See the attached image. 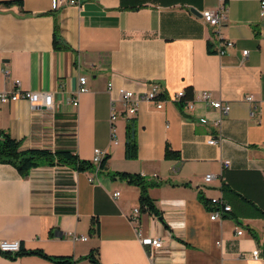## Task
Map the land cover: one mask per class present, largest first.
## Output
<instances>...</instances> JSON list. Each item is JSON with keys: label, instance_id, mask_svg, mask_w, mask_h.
I'll return each instance as SVG.
<instances>
[{"label": "crops", "instance_id": "0c3cea01", "mask_svg": "<svg viewBox=\"0 0 264 264\" xmlns=\"http://www.w3.org/2000/svg\"><path fill=\"white\" fill-rule=\"evenodd\" d=\"M78 1L55 10L51 0L0 2V91L15 89L18 80L17 88L53 97L51 108L25 100L0 103V129L22 149L68 151L91 163L95 148L105 150V167L42 164L21 175L0 163V240L69 258L64 264H92L86 257L92 248L100 264H264L261 0ZM219 4L225 11L218 34L200 12ZM55 25L60 47L53 42ZM220 39L233 42L223 55L216 53ZM80 76L87 91L73 106ZM152 85L166 99L163 106L141 102L128 116L116 99L117 143L111 142L110 97L118 98L121 87L140 92ZM179 90L190 98L208 90L230 108L221 114L197 102L188 110L172 100ZM129 118L135 119L134 158L124 152ZM210 135L220 141L209 144ZM167 150L178 155L166 156ZM115 171L143 176L157 215L142 208L138 185L107 174ZM208 173L214 178L205 182ZM213 197L231 206L215 220L209 218ZM136 207L134 225L128 215ZM92 217L97 232L90 230ZM134 226L159 237L162 246L142 245ZM70 232L86 239L73 240ZM0 264L56 263L0 252Z\"/></svg>", "mask_w": 264, "mask_h": 264}, {"label": "built area", "instance_id": "2783aa9c", "mask_svg": "<svg viewBox=\"0 0 264 264\" xmlns=\"http://www.w3.org/2000/svg\"><path fill=\"white\" fill-rule=\"evenodd\" d=\"M77 5L79 4L78 0H51V8L52 9H58L62 5ZM224 6L222 4H219L217 7L212 9H204L200 12V15L204 22L206 24H209L210 26L214 27L217 30V33L219 34V27L221 24L222 19L224 18ZM260 13L261 15H264V0L260 1ZM217 34V35H218ZM233 45V42L231 40L227 39H220L217 44V50L216 53L218 55H223L226 52V48L231 47ZM248 53L247 50H243L242 54L246 56ZM2 71L4 75L9 74V69L7 67L2 68ZM79 86L78 89L75 92V95L71 99V103L73 106H77L78 104V96L81 93H84L87 91L86 87V78L84 76L79 77ZM19 84L18 80L14 81L15 89L13 90H3L0 91V103H6V102H14L17 100H25L29 103L30 106H42L45 108H51L53 106V97L51 92H45V91H33V90H22L20 88H17V85ZM111 88V83H108V89ZM118 98L110 97V140L113 143H117V140L115 138V132L113 127V122L117 118V112L115 107L116 99H118L121 102L122 110L125 115L132 116L136 113L139 103L141 102H151L154 104V106L158 109H160L163 106L164 101L166 100L164 97L162 98V94L160 93L157 85H152L151 88L140 91V92H133L132 90L126 89V88H119L117 90ZM185 91L179 90L177 91L173 97L172 100L175 102H180L181 99L184 97ZM253 96L251 94L246 96L247 101H252ZM197 102H202L205 104L210 105L212 108H215L219 110L221 114H226L230 108L228 102H222L218 99H213L211 96V93L208 90H201L195 97L185 99L183 101V105L188 109L192 110L194 108V105ZM200 121L202 123H206L207 119L202 117L200 118ZM220 120L215 121V124H218ZM220 141V138L218 136H212L210 135L207 139V142L209 144H216ZM106 151L95 148L93 150V156H92V164L95 167V170L97 171L99 169V163L102 159V157L105 155ZM222 166L224 168L229 167V161L223 160ZM214 178V175L211 173L205 174L203 176V179L205 182H209ZM89 181H92V177H88ZM119 194L118 191H115L113 193V196L116 197ZM211 209L209 210L210 216L209 218L211 220H215L220 218L224 213L231 210V206L224 201L222 197H213L209 200ZM140 210L139 208H133L132 213L128 215V220L132 224L138 223V216H139ZM134 230L136 233L137 240L142 245H148L153 249L160 248L162 246V241L159 237H150V236H144L140 230L139 227L134 226ZM237 234H241L240 230H237ZM70 237L75 239H86L85 236H77L74 232H70ZM20 250V243L18 240H0V252L2 254H14L15 252ZM252 255H259V250L257 248H254L251 251Z\"/></svg>", "mask_w": 264, "mask_h": 264}, {"label": "trees", "instance_id": "16d2710c", "mask_svg": "<svg viewBox=\"0 0 264 264\" xmlns=\"http://www.w3.org/2000/svg\"><path fill=\"white\" fill-rule=\"evenodd\" d=\"M17 0H3L1 3H13ZM53 42L54 46H62L59 43L57 35V27L55 25L53 32ZM163 98V95L161 96ZM190 92L186 91L184 97L181 99L179 104H183L185 99L190 98ZM125 145L124 152L127 158L136 157L137 145L135 139V119L129 118L126 124L125 130ZM172 154L177 156L178 152H173L167 150L165 152L166 156ZM106 156L104 155L99 163V169L105 167ZM0 163H7L14 166L21 175H26L31 168L40 166L42 164L48 165H70L78 170H85L92 167V163L87 160L79 159L75 154L68 151H55L52 152L48 149H22L20 143L17 139L13 138L5 130L0 129ZM111 178H121L125 179L130 183H134L140 187L139 201L143 209L157 215L158 212L151 202V198L147 194V185L144 183V178L140 174H133L125 171H115L107 172ZM202 199V198H201ZM204 204H208L206 200L203 199ZM98 229V219L95 217L91 218L90 230L92 232H97ZM22 254H36L44 258H48L55 262L56 264H64L69 261V258L63 256H51L46 254L41 249L32 250H19L14 254H5L8 257L14 258ZM92 264H100L98 260V249L92 248L86 256Z\"/></svg>", "mask_w": 264, "mask_h": 264}, {"label": "bare ground", "instance_id": "6f19581e", "mask_svg": "<svg viewBox=\"0 0 264 264\" xmlns=\"http://www.w3.org/2000/svg\"><path fill=\"white\" fill-rule=\"evenodd\" d=\"M259 255H252V258L256 259Z\"/></svg>", "mask_w": 264, "mask_h": 264}]
</instances>
